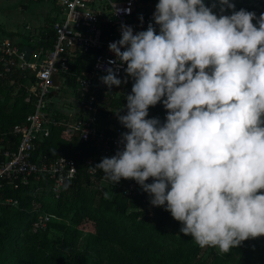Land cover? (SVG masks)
Instances as JSON below:
<instances>
[{"label": "clouds", "instance_id": "9594fccd", "mask_svg": "<svg viewBox=\"0 0 264 264\" xmlns=\"http://www.w3.org/2000/svg\"><path fill=\"white\" fill-rule=\"evenodd\" d=\"M153 20L158 34L121 24L108 45V64H126L134 83L126 114L115 112L123 147L94 168L112 185L134 180L199 247L229 253L264 236V13L231 0H158ZM117 71L100 78L109 89L128 82ZM161 102L163 124L148 118Z\"/></svg>", "mask_w": 264, "mask_h": 264}, {"label": "trees", "instance_id": "16d2710c", "mask_svg": "<svg viewBox=\"0 0 264 264\" xmlns=\"http://www.w3.org/2000/svg\"><path fill=\"white\" fill-rule=\"evenodd\" d=\"M204 2L211 6L213 0ZM231 2L236 11L245 9L257 17L264 13V0ZM157 3L158 0H141V9L145 14L154 12ZM213 11L219 14V6ZM231 13L232 10H227L224 14ZM57 20L58 16L47 18L45 25L36 28L35 33L22 32L21 40L15 39L14 33L9 35L20 48L30 45L36 50L52 49ZM5 38L0 36V41ZM97 53V50L85 51L81 47L73 54L69 52L70 70L66 71V81L76 96H79L76 76L93 69ZM126 78L128 82H122L120 87L109 89L97 82L91 86L89 94H94L99 103L95 123L98 132L113 134L114 127L123 126L115 112L121 110L120 115L127 112L126 97L134 81L126 73L120 79ZM37 83L35 71L18 65H13L11 71L0 77V161L5 158L4 151L16 149L19 142L14 126L24 123L35 109V97L30 101L26 97L29 87ZM49 112L47 107L49 117L60 118ZM166 115L162 102L149 108L148 118H158L161 124L166 122ZM65 124L64 121L60 125L51 123L48 135L39 134L32 159L40 167L28 177L27 183L20 179L17 187L10 181L0 186V199L17 201L0 204V264H264V236L249 238L229 253L199 247L191 236L180 231L181 223L164 207L151 205L149 194L134 180L121 179L112 185L101 170L94 168L102 158L114 156L104 152L105 142L97 133L84 140L77 130L67 132ZM61 156L73 158L77 172L74 177L65 176L56 191L57 178L43 168L51 166ZM151 182L150 178L147 183ZM65 184L69 186L65 188ZM106 192L108 198H105ZM41 216L45 225L36 230Z\"/></svg>", "mask_w": 264, "mask_h": 264}, {"label": "built area", "instance_id": "2783aa9c", "mask_svg": "<svg viewBox=\"0 0 264 264\" xmlns=\"http://www.w3.org/2000/svg\"><path fill=\"white\" fill-rule=\"evenodd\" d=\"M54 1L59 7L57 13L60 18L54 23L56 41L52 49H34L30 58L26 59V52L16 43L10 39L0 41V77L11 71L13 65H18L23 69L34 70L38 78V83L32 90L36 96L35 109L27 116L25 123L14 126L13 131L20 136L17 148L5 150V158L0 161V186L4 181H10L17 187L20 179L27 183L28 177L37 173L39 163L32 159L37 149L35 141L41 132L45 135L49 134V124H63V121L52 120L47 115L46 108L50 92L55 85V77L69 70V52L74 48L81 47L85 51L97 49L98 53L95 56L93 69L78 80L80 107L90 115L87 118L78 119L75 123H66V131L72 133L77 130L84 140L89 139L91 134L97 133L98 138L105 142L106 154L115 155L118 149H122L121 134L127 132L123 126L114 127L113 134L98 132L95 123L99 103L94 94H89L90 88L96 82L103 84L99 73L107 75L108 67H112L114 71L118 69V78L125 74L126 64L120 66L119 61L114 65L108 64L109 60H116L115 54L109 50L108 45L121 38V24L131 26L135 33L147 30L151 23L156 28L157 34L159 33V26L153 20V13L149 14L144 21H137L132 17L140 0ZM106 8L110 9L111 14L103 16ZM43 169L51 177L57 178L58 185L55 190L58 191L65 176H75L77 163L73 158L61 156L51 166L44 165ZM131 188H134L133 184ZM5 203H17V201L12 198L0 199V204ZM44 218L47 220L49 217ZM44 225L45 221L41 216V221L37 222L35 229Z\"/></svg>", "mask_w": 264, "mask_h": 264}, {"label": "rangeland", "instance_id": "374dc122", "mask_svg": "<svg viewBox=\"0 0 264 264\" xmlns=\"http://www.w3.org/2000/svg\"><path fill=\"white\" fill-rule=\"evenodd\" d=\"M56 13L55 3L51 0L43 3L31 0H0V36L21 40L24 36L22 32L35 33L36 28L44 26L46 19ZM11 33H14L13 37L9 35ZM69 93H72L71 88L62 91L67 96Z\"/></svg>", "mask_w": 264, "mask_h": 264}, {"label": "crops", "instance_id": "0c3cea01", "mask_svg": "<svg viewBox=\"0 0 264 264\" xmlns=\"http://www.w3.org/2000/svg\"><path fill=\"white\" fill-rule=\"evenodd\" d=\"M113 1H122V0H113ZM54 3H55V1H54ZM55 6H56V10L58 12L59 7L56 3H55ZM142 6L143 5H141V0H140L139 5H137V7H136L135 14L132 16L137 21H141V19H140L141 16L143 17L142 21H144L146 19V17H148L149 14L153 13V12H150V13L145 14V12L141 9ZM109 14H111V11H110V9L106 8L104 10L103 16H107ZM55 16L56 17L59 16L58 13H56ZM59 18H60V16H59ZM101 25L104 26L103 24H101ZM5 39H10L11 41L14 42V40H12L11 38H5ZM40 48H42V47H40ZM78 48H80V47H78ZM78 48H74L72 51V54ZM21 49H23V48H21ZM33 50H34V48H33ZM94 50H97V49H94ZM70 59H71V55H69V61H70ZM32 71H34V70H32ZM90 71L91 70L86 71V72L76 76L77 90L79 88V81H78L79 77L85 76ZM66 75H67L66 72H61L59 75H56L55 85H54V88L51 90L53 96L49 95V102H48L47 107L50 111L49 112L50 115H53V116L58 115L60 117V118H57V117L51 118L52 120H57V121L63 120L67 124H72V123H75L78 119L84 117V116H82L83 114H86L87 116H89L90 113L83 111L82 107H80L79 98H78V96H76V94H74L73 92L69 93L68 96L66 94H62L63 90H65L66 88H69L67 81H66L67 80ZM99 75H100V77L105 76V74H103V73H99ZM34 88H35V86H33V85H31L29 87V95L26 97V100L30 101L31 97H35V99L33 100V103L35 104L36 96H35L34 92L32 91ZM46 111H47V108H46ZM17 145H18V143H17ZM16 148H17V146H16ZM0 149H1V145H0Z\"/></svg>", "mask_w": 264, "mask_h": 264}, {"label": "water", "instance_id": "95a60500", "mask_svg": "<svg viewBox=\"0 0 264 264\" xmlns=\"http://www.w3.org/2000/svg\"><path fill=\"white\" fill-rule=\"evenodd\" d=\"M23 50L26 52V58L28 59L30 57V54L33 51V47L30 45H26L23 47ZM119 124H121V123L119 122Z\"/></svg>", "mask_w": 264, "mask_h": 264}]
</instances>
